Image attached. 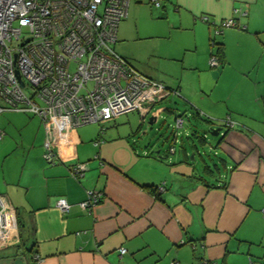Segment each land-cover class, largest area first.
Wrapping results in <instances>:
<instances>
[{
	"label": "crops",
	"instance_id": "crops-1",
	"mask_svg": "<svg viewBox=\"0 0 264 264\" xmlns=\"http://www.w3.org/2000/svg\"><path fill=\"white\" fill-rule=\"evenodd\" d=\"M164 1L200 21L206 16L208 22H201L208 26L231 18L242 25L216 41L223 51L232 34L235 47L246 36L256 49L245 70H235L224 52L212 72L217 84L225 72H237L254 84L252 88H239L233 96L216 100L212 91L217 84L211 91L201 86L197 93L202 98L193 99L188 107L192 118L206 124L227 118L234 123L231 128L222 121L218 125L221 131L210 147L215 159L188 161L190 154L200 158L198 148L207 142L199 139L196 144L195 134L186 127L179 136L169 132L173 121L161 114L174 108L161 102L170 94L146 115L148 127L146 117L139 115L124 132L116 118L104 122L101 132V126L99 131H87L79 129L85 125L71 128L64 121L57 139L48 141L57 157L53 165L42 160L47 141L39 119L23 113L34 117H24L33 132H26L28 138L17 133L14 114L7 112L0 122V194L14 212L16 228L13 242L0 248V264H257L264 258V0ZM145 5L130 0L127 20L131 18L134 27ZM122 41L117 38L116 44ZM157 56L150 58L165 60ZM177 57L180 70L190 66L186 54ZM124 59L153 81L185 92L180 87L182 72L174 87L159 80L177 69L176 64L158 71L147 60ZM176 115L182 114L176 112L173 120ZM96 140L100 143L94 146ZM75 163L86 167L79 179L69 175ZM161 183L164 192L153 196L151 187ZM89 190L102 192L103 199L86 213L78 203ZM59 198L70 205L67 213L57 208ZM119 248L126 253L119 256Z\"/></svg>",
	"mask_w": 264,
	"mask_h": 264
},
{
	"label": "built area",
	"instance_id": "built-area-1",
	"mask_svg": "<svg viewBox=\"0 0 264 264\" xmlns=\"http://www.w3.org/2000/svg\"><path fill=\"white\" fill-rule=\"evenodd\" d=\"M129 2L0 0V115L18 112L39 119L47 141L42 158L49 165L57 157L48 141L57 139L64 121L76 128L102 125L132 112L144 118L155 103L178 94L139 73L114 51L117 29L127 16ZM151 3L160 7L158 0ZM235 27L234 19L222 20L214 34ZM218 64V58L211 55L209 67ZM182 123L175 118L173 128L179 129ZM222 123L227 128L234 125L228 118ZM99 143L96 140L93 145ZM85 170V164L76 163L69 167V175L79 179ZM164 190L161 183L155 194ZM102 199V192L89 190L78 207L89 213ZM56 206L62 214L70 209L62 198ZM261 213L264 216V207ZM15 228L14 212L0 194V248L13 242ZM117 252L119 256L126 253L123 248Z\"/></svg>",
	"mask_w": 264,
	"mask_h": 264
},
{
	"label": "rangeland",
	"instance_id": "rangeland-1",
	"mask_svg": "<svg viewBox=\"0 0 264 264\" xmlns=\"http://www.w3.org/2000/svg\"><path fill=\"white\" fill-rule=\"evenodd\" d=\"M136 1H141L146 4V8H142L138 11L136 17L137 22L134 27L131 18L127 20L129 15L128 7L124 26L122 25L121 27L119 25L117 29V38H121L124 41L117 43L113 47L114 51L119 56L133 60L135 63L146 62L147 60L150 65L156 66L158 71H160V69H167V71H169V68H173L175 64L177 65V69L170 70L168 76L165 78L160 77L159 80L163 81L170 88L174 87L177 80H179V73L182 72V83L180 87L183 88L185 92L180 93L178 91L176 97L169 96L162 101V105L170 104L171 108H174V110L172 113L164 112L161 116L167 117L168 121L171 123L173 121V114H176V112L177 114H182L180 117L184 121L183 127L179 130H175L171 126L169 132L171 131V133L178 134L179 136L180 133H183V128L186 127L189 134H195L196 138H194L193 141L196 144L199 142V137L205 135L207 143L203 147L198 146L201 157L199 158L198 155H194L193 159H191L190 156L192 154H190L187 157L188 161L192 162V160H194L199 162L201 158L205 161L215 159L214 151L210 150V147L216 143L218 137H212L206 131L210 128H217L222 120L214 119L212 120L213 124H206L198 118H192L188 107L193 105V99L202 98V96L197 93L198 90H201V86L207 87L208 90L211 91L217 84V79L212 75V72L217 68H211L208 65L211 54L214 52V47L211 45L210 39L214 38L215 41H223L229 30L233 31L237 28L224 29L223 34L215 36L213 26L202 23L203 21L201 20V22L198 16L194 18L191 17L190 14L169 8L164 0H158L160 7L157 9L149 6V0ZM138 36L146 39L140 41L133 40L134 37L137 38ZM233 37L234 35L232 34L228 40L226 39V50H224V52L228 53L235 70H245L246 67L250 65L252 61L251 58H253L255 54V46L250 38L243 36L240 38L238 47H235L236 39ZM251 37L255 38L257 35L252 34ZM157 54L159 57L162 56V58H165V60H161L160 58V60L157 61V58H150V56L158 57ZM182 54L187 55L186 61L190 66L180 70V63L179 61L175 62V59L178 56L177 58L179 60ZM244 74L247 76L248 72L245 71ZM253 86L254 84L248 82L245 77L240 78L237 72H225L212 93L216 100H222L224 95L232 94V91H237L239 88L243 87L252 88ZM208 94L209 93H205L204 97H207ZM157 106L158 105H155V107ZM5 114L9 113L5 112L1 114L2 117L0 116V122L5 118ZM11 114H14L12 119L16 125L15 128H17L18 134L27 135L30 133L33 135V132L31 133V131L26 128L28 124L25 123V118L34 119V117L23 115V113L16 114V112H12ZM138 119L139 117L136 113H128L127 115L122 114L117 116L116 122L117 126L121 128L120 131L124 132L125 128L128 126V122L133 125V123L138 122ZM143 121L144 126L148 127V116ZM99 128L100 126L97 124H89L79 129L87 131L95 129L99 131ZM30 134L27 135L28 138L31 137ZM181 137L183 138L182 135ZM1 141L0 144L2 143ZM161 141H163V139H161ZM176 149L178 150L179 146ZM42 160L46 164L44 159ZM257 264H264V258L258 260Z\"/></svg>",
	"mask_w": 264,
	"mask_h": 264
},
{
	"label": "trees",
	"instance_id": "trees-1",
	"mask_svg": "<svg viewBox=\"0 0 264 264\" xmlns=\"http://www.w3.org/2000/svg\"><path fill=\"white\" fill-rule=\"evenodd\" d=\"M149 2H150V4H151V6L154 8V9H156L154 6H153V4L151 3V0H149ZM127 17V16H126ZM125 20V19H124ZM122 22V21H121ZM208 22V20L206 21V23ZM213 27H214V29L216 28V25H213ZM235 28H239V29H241V28H243V26L242 25H238L237 23H236V27ZM224 30V29H223ZM223 30L219 33V34H217V35H220L222 32H223ZM217 35H215V36H217ZM210 42H211V45L214 47V52L211 54V55H214V56H216L217 58H218V61H219V63H222V59H223V57H224V51H223V48H222V46L218 43V42H216L215 40H214V38H211L210 39ZM166 89L168 90V91H175V90H170V89H168L167 87H166ZM177 92V91H176ZM171 95V94H170ZM171 96H173V97H176V96H174V95H171ZM160 102V101H159ZM158 102V103H159ZM157 103V104H158ZM156 105V103L153 105V106H155ZM152 106V107H153ZM151 107V108H152ZM150 110H152V109H150ZM150 112V111H149ZM148 112V113H149ZM168 112H170V113H172L173 112V110H168ZM132 113H135V112H132ZM137 114V113H136ZM125 115H127V114H125ZM138 115V114H137ZM148 115V114H147ZM146 117V116H145ZM144 117V118H145ZM175 118H181L180 116H178V115H176L175 117H174V120H173V124H174V121H175ZM113 119H115V118H113ZM112 120V119H111ZM110 121V120H109ZM107 122V121H106ZM103 124V123H102ZM173 124H172V127H173ZM99 126H101V129H100V132L101 131H103L104 130V126L103 125H99ZM181 128V127H180ZM173 129H175V128H173ZM175 130H178V129H175ZM174 136H176V134H174ZM200 138H202V137H199V139ZM172 151H173V149H172ZM151 194L153 195V196H155V188L154 187H151ZM156 197V196H155ZM21 228V226H18V229H20Z\"/></svg>",
	"mask_w": 264,
	"mask_h": 264
},
{
	"label": "water",
	"instance_id": "water-1",
	"mask_svg": "<svg viewBox=\"0 0 264 264\" xmlns=\"http://www.w3.org/2000/svg\"><path fill=\"white\" fill-rule=\"evenodd\" d=\"M221 131V128L218 127V128H215V129H208V131H206L210 136L212 137H218L219 135V132ZM205 140V135L202 136V138H200V141H204ZM190 158H193L192 155Z\"/></svg>",
	"mask_w": 264,
	"mask_h": 264
}]
</instances>
